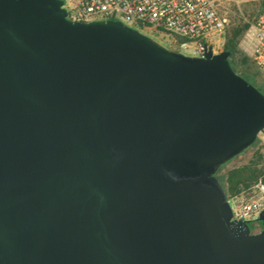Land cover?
Returning a JSON list of instances; mask_svg holds the SVG:
<instances>
[{
  "label": "water",
  "instance_id": "95a60500",
  "mask_svg": "<svg viewBox=\"0 0 264 264\" xmlns=\"http://www.w3.org/2000/svg\"><path fill=\"white\" fill-rule=\"evenodd\" d=\"M262 132L226 52L0 0V264H264L218 180Z\"/></svg>",
  "mask_w": 264,
  "mask_h": 264
},
{
  "label": "built area",
  "instance_id": "2783aa9c",
  "mask_svg": "<svg viewBox=\"0 0 264 264\" xmlns=\"http://www.w3.org/2000/svg\"><path fill=\"white\" fill-rule=\"evenodd\" d=\"M62 8L66 18L75 23L117 20L140 32H160L179 41V48H191V56H202L204 48L219 53L216 49L222 47L227 26L212 0H67ZM246 23L241 35L243 51L264 75V11ZM228 200L231 221L255 222L264 211V183L258 179Z\"/></svg>",
  "mask_w": 264,
  "mask_h": 264
},
{
  "label": "rangeland",
  "instance_id": "374dc122",
  "mask_svg": "<svg viewBox=\"0 0 264 264\" xmlns=\"http://www.w3.org/2000/svg\"><path fill=\"white\" fill-rule=\"evenodd\" d=\"M62 6L67 5V0H61ZM214 4L216 5V9L220 15L226 18L227 20V26L230 25V22H232V19L236 18V11L242 12L244 9V5L246 3L241 2L240 0H212ZM248 10V9H247ZM108 21V20H107ZM110 21H117V20H110ZM243 22H247V18L245 17L243 19ZM140 32V31H138ZM140 33L150 37L151 39L155 40L159 44L163 45L164 47L173 50L181 52L185 55L191 56V48L187 47L184 49L179 48V41L174 40L173 38L162 34L160 32H154V31H141ZM222 51V47H218V49ZM237 50L240 54V56L246 57L248 59V63L245 65H240L237 61L233 63V67L237 74L242 75L246 77L248 80L253 82L256 86H258L261 89H264V83H261L259 78L264 80V75H262L252 64L249 57L245 54L242 48L241 44V37L238 40L237 44ZM254 73H256V76H254ZM251 162H258V167L264 168V132L259 133L256 137L253 144L248 147L243 153L238 155L237 157L231 159L228 163H226L219 171L218 177L223 186H225V175L226 173L234 168H239L243 166H247ZM228 203L230 201L228 200ZM231 205V204H230ZM249 227L251 232H257L260 231L261 226L260 223L255 221L249 223Z\"/></svg>",
  "mask_w": 264,
  "mask_h": 264
},
{
  "label": "trees",
  "instance_id": "16d2710c",
  "mask_svg": "<svg viewBox=\"0 0 264 264\" xmlns=\"http://www.w3.org/2000/svg\"><path fill=\"white\" fill-rule=\"evenodd\" d=\"M242 9H244L242 12L236 11V18L232 19L230 25L226 27L222 43V51L228 54V63L235 73H237L233 67L235 61L240 65L248 63V59L240 56L237 50L238 40L247 27V23L243 22V19L246 17L248 22L253 21L264 11V1L246 3ZM239 76L264 94V89L259 88L246 77ZM254 76H256V73H254ZM259 80H261V83H264V80L261 78ZM257 165L258 162H251L247 166L229 170L225 175V186L221 184L218 177L227 200L239 194L241 191L249 189L258 179H261V182L264 183V168H259Z\"/></svg>",
  "mask_w": 264,
  "mask_h": 264
}]
</instances>
